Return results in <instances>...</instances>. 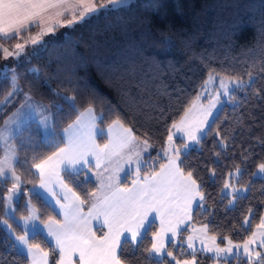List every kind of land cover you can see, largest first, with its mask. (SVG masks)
I'll list each match as a JSON object with an SVG mask.
<instances>
[{
    "label": "trees",
    "instance_id": "1",
    "mask_svg": "<svg viewBox=\"0 0 264 264\" xmlns=\"http://www.w3.org/2000/svg\"><path fill=\"white\" fill-rule=\"evenodd\" d=\"M42 41L26 55L10 59L13 69H0V101L11 89L12 71L20 89L0 110V126L26 95L50 112L52 133L48 137L42 136L35 123H29L11 141L17 157L14 171L22 182V192L38 183L32 164L50 155L54 144L63 145L61 131L83 111L82 104L92 106L100 129L120 119L139 140L148 141L151 148L142 166L147 171L165 161L153 163L164 148L172 122L188 109L209 75L242 80L251 77L233 94L232 104L221 106L200 142L182 156L205 194L191 213L190 225H204L220 245L226 240L242 242L250 236L264 214V177L252 178L256 166L264 162V0H137L125 7L99 11L71 28H56ZM16 42V37H0L1 44L12 46ZM64 96L76 97L75 111L62 99ZM102 141L100 136L98 143ZM148 160L151 164L146 163ZM235 168L241 170L237 184L247 186V192L230 204L229 197L220 191ZM62 175L79 193L95 190L83 172ZM129 180L131 176L121 183ZM10 186V180L0 179L3 196ZM25 197L44 219L50 215L60 219L44 199L27 195L15 200L14 216L26 213ZM248 214L245 227L242 221ZM0 219H9L4 214V201H0ZM155 231L153 223L139 245L129 243L118 250L123 264L214 261L201 251L186 250L182 242L188 227L177 235L176 245L170 241L163 256L155 258L148 251ZM16 232L22 234L23 230L18 226ZM29 239L49 251V264H55L58 256L53 244L40 232ZM220 263L264 264V255L258 261L233 257ZM0 264H29L3 226Z\"/></svg>",
    "mask_w": 264,
    "mask_h": 264
},
{
    "label": "snow or ice",
    "instance_id": "2",
    "mask_svg": "<svg viewBox=\"0 0 264 264\" xmlns=\"http://www.w3.org/2000/svg\"><path fill=\"white\" fill-rule=\"evenodd\" d=\"M71 0H0V34L8 37L10 35H20L24 30L32 26H39L41 28V37L54 33L55 26L52 21L55 17L63 15V12H56L52 15L54 9L65 7L69 5ZM78 7L83 10L79 15H73V18L64 23H60V27L71 28L75 24H79L102 9H107L109 6H128L132 0H108V3H101L97 5L95 0H75ZM42 39L38 40L32 38L31 44L37 46L42 44ZM15 52H10L8 49H3L4 58L8 59L19 58L25 49L24 44L17 43L15 45ZM34 51L32 55H35ZM35 71V70H33ZM233 83L237 87H243L247 83L243 80H235ZM223 88V95H229V88L227 84L221 82ZM13 91L9 94L8 100L16 96L20 89L16 84V77L12 79ZM62 99L68 104L69 108L75 111V96H64ZM216 103L219 102V95L215 98ZM7 103V101H6ZM216 103L210 105L215 108ZM0 107H3L0 105ZM59 108V105H56ZM83 111L76 114L75 120L68 124L64 129V135L67 140H62L64 144L60 147L59 144H54V151L50 155L40 158L38 162L32 164L39 173V184L34 185L26 192H22L20 177L15 175L14 164L11 163L6 156L3 161H0V178L8 180L9 178L16 181L12 183V187L7 189L8 196H3L0 193V201L11 202L14 197L20 195H27L34 197L37 200H42L48 197L54 201L52 208L57 211V215L63 219H56L53 216H48L47 219L31 206L29 203L26 206L27 215L22 216L20 221L23 223L24 230L22 234H17L16 228L19 226L15 222L11 213L6 212L9 219H0V226L14 238L16 242L23 245L27 249V255L32 257L34 249L42 252L44 264H47V257L49 251H44L39 243H32L29 239V224L34 230L37 223L42 224V231L46 230L47 236L51 237L58 250L59 258L56 259L55 264H123L122 258L118 255V250L124 245L131 243L132 245H139L142 239L147 235L148 229L155 220L160 221V231L153 232L150 253H155L157 256L165 248L161 234L165 231L175 234L176 229L184 222V219L191 218L193 202L199 198L200 201L205 199V194L202 191V184L198 183L193 170L186 168L182 156L181 148H173L171 143L177 133H183L186 137L187 143L182 145L183 149H188L191 143H199L198 134H206V128L210 130L208 115L203 119L193 121H186L187 109L185 114L180 116L178 121L174 120L171 124L167 135V147L162 148L163 157L159 154L153 160V163L161 159L166 160L159 165L157 171L154 167L145 171L142 168V153H146L151 148L148 141H143V150H137L139 137L134 134L130 127H125L120 119H116L108 127V143L103 145L96 142L97 136L105 135L102 131L97 129V120L99 117L93 113L91 105H81ZM39 110L42 120L40 123L47 127L50 116L46 114V110L30 96H25L24 103L21 109L17 111L6 122L4 131H0V140L5 142L8 151L14 152L10 146L7 145L9 136L6 132H10V125L16 124L19 128V120L23 118L27 120L25 112L35 114ZM119 126L114 133V127ZM78 132L73 135H68L70 130L77 128ZM87 130L86 132L84 130ZM171 129H176L173 133ZM113 134L115 140H113ZM219 135V133H217ZM118 156L120 160L116 163L114 169H111V174L103 176L99 171L94 172V175L103 176L107 183H101L97 191L88 193H79L73 186H71L68 178L62 173L68 171L70 173H78L87 170L85 173L87 179V172H93V168L99 170L103 167L104 173H109L110 169L105 165V161L111 163L113 157ZM15 155L12 160H16ZM149 159H152L149 157ZM125 163L131 166L136 164V169L129 172L134 176L131 181V187L126 183L120 182V173L125 172ZM259 173H264V162L257 166ZM239 168L237 172H239ZM143 172V174H142ZM256 173H253L255 175ZM215 175V173H213ZM231 179V174L229 176ZM229 184H224V189H228ZM59 189V191H57ZM102 189V190H101ZM180 205L179 212L176 206ZM87 206V211H85ZM7 208L8 205L6 204ZM252 209H249L251 213ZM177 217L175 225L166 218ZM9 220L13 222L10 223ZM93 221L103 222V226L107 231L102 236H97L93 230ZM167 223V228L165 227ZM258 227L264 228V216L260 217V224ZM255 233L253 237L243 242V251L247 256H252L249 246L254 243ZM227 239V238H225ZM215 241V237H213ZM230 245L227 248L217 247V252H232L233 247L239 248L240 245H232V241L228 240ZM261 247H264V237L261 240ZM191 247V245H189ZM207 251H213L208 248ZM167 255L172 257V252ZM261 252H256V257H262ZM77 257L78 259H73ZM174 258V257H173ZM32 264H36L35 259H32ZM180 264V261H177ZM184 264H192L191 261L185 260Z\"/></svg>",
    "mask_w": 264,
    "mask_h": 264
},
{
    "label": "rangeland",
    "instance_id": "3",
    "mask_svg": "<svg viewBox=\"0 0 264 264\" xmlns=\"http://www.w3.org/2000/svg\"><path fill=\"white\" fill-rule=\"evenodd\" d=\"M136 1L137 0H132V3L136 2ZM101 3L107 4L108 3V0H102V1H100V4ZM119 7H125V6H116V7H113V6L110 5L109 8L102 9V10L116 9V8H119ZM32 46L33 45L27 44L25 46V49H24V52H23L22 56L23 55H26L27 52L30 51V49L32 48ZM0 47H1V50H2V59H1V62H0V69H1V71L2 70L3 71L9 70L10 68L13 69L12 68V65L13 64L11 62H9V60L10 59H16L17 60L18 58H10L9 57L8 59H5L4 58V55L5 54L3 52V49H8V51L12 52V50L15 47V45H12V46L9 45L8 46L7 44H1L0 43ZM15 51H16V49H15ZM15 51H13V52H15ZM9 75H10V81H11V89L4 96V98L0 101V105H2L3 107L12 100V99L11 100H8V97H9V94L13 91V88H12V79H13V76H15V74L12 71V73H10ZM235 80H237V78H232V77L223 76V75H219V74H211V75H209L207 77L206 81L204 82V84L202 85L201 89L197 93L195 99L193 100V102L191 103V105L188 107L186 121H189L190 122V121L197 120V119H203V117L205 115H208L209 113H211V115H208V120H209V124H210L211 121H212V119L216 116V114L218 113V111L220 110L221 106L224 103H226V104H232L233 103V100L232 99H229L228 96H224L223 95V88L221 86V82H223L224 84H227V86L229 88V95H230V97H232L233 94L236 93V92H239L240 91V88H241V87H237L236 84L233 83V81H235ZM239 80H242V79H239ZM250 80H251V77H249L248 79L243 80V81H246L247 83H249ZM16 84L18 85L17 80H16ZM218 95H219L220 99H219V102L216 103V101H215L214 98L216 96H218ZM6 101H7V103H6ZM213 103H216L215 108H211L210 107V105L213 104ZM37 104H39V103H37ZM39 105H41L43 107V109L46 110V114H48L50 116V113H49L48 108L45 105H43V104H39ZM21 106H22V104L20 106L17 105L16 108L4 119V121L2 122V124L0 126V131H4L5 126H6V122L9 121V119L11 117H13V115L15 113H17V111L19 109H21ZM3 107H0V110ZM25 114L27 116V120H24L23 118H21L18 121L19 122V125H20L19 128H17L16 127V124L13 123L12 125H10V132H6L5 133L6 135H8L10 137L9 140L7 141V145L10 146L11 149H13V150H14V147H13V145L11 143L13 137L23 127H25L29 123H35L40 128V130L42 132L41 134H42L43 137H47V133L46 132H49V134L52 132L51 131V129H52V127H51V118L49 120V123H48L47 127H45L44 124L40 123V121L42 120V117L40 116L39 110H37V112L34 115L33 114H30V113H27V112H25ZM184 114H185V112L182 115H184ZM206 130H207V128H206ZM171 131L173 133H176V129H171ZM203 135H204V133H199L198 134L199 138H201ZM61 140H62V138H61ZM103 141H104V138H103ZM103 141L101 143H99V144L102 145ZM97 142H98V139H97ZM187 142L188 141H187L186 137L183 136V133H177L175 135L173 141L170 142V143H171V146L173 148H181L182 152L185 153L190 148H192L194 145H196V143H191L190 144V147L188 149H183L182 148V145L184 143H187ZM168 144H169V142H167V138H166L164 147H167ZM14 154H15V152L8 151V149H7L6 145H5V142H3L2 140H0V161H3L5 159V157L7 156L8 159H9V161L12 162V156ZM160 155H161V157H163V152L162 151H160ZM119 160H120V157L117 156V157H115V158L112 159L111 163L106 164V166L110 169V172L109 173H104L103 167L101 169H99V170L93 169V172H89V175H87V179H89V180L92 181V183L95 186L96 191H97V189L99 188V186L101 185L102 182L103 183H107V181L103 179V176H107V175L111 174V169H114L115 168L116 163ZM146 163L151 164V161L148 160V161H146ZM133 164H135V163H133ZM125 166H128V164L126 165V163H125ZM134 167H136V165H133V167H131V168H134ZM237 169L238 168L233 169L227 175V177L225 179L224 184L225 183H228L229 184V188L225 190L224 189V184H223V186L221 188V191H220V194L221 195L226 196V197H229L230 204L233 203L234 199L237 196L244 195L247 192V186L241 185V184H237V181H238V179L240 177V174H241V170L239 169L240 171L237 172ZM96 171H99L100 173H102L103 176L94 175L93 173L96 172ZM253 173H256V174L253 175ZM253 173H252V178H255V177H264V173H259L257 171V167H256V169L254 170ZM230 174H231V179L229 178ZM124 175H125L124 172L123 173H120V181L127 179V178L124 177ZM88 177H90V178H88ZM0 179L1 180H4L3 178H0ZM8 180L11 181V186L9 187V188H11L12 187V183H14L16 181H14V180H12L10 178ZM4 196L7 197L8 196V192H6V194ZM16 199H18V197H14V199L11 202L4 201V214L6 215V212L11 213V215L15 219V222H18L19 223V226L21 227V229L24 230L23 223H22V221H20V218L22 216H19V217L14 216V207H15V200ZM29 203L31 204V206L33 208H35L32 205V203L29 201L28 197H25V199H24V205L25 206L24 207L26 208V206ZM6 204L8 205L7 208L5 207ZM200 204H201V201L199 200L198 205H200ZM27 214L28 213L26 211V213L23 216H26ZM6 216H8V215H6ZM262 216H264V214ZM249 217H250V214L246 215V217L242 221V223H243V225L245 227H247L248 224H249ZM31 223L32 222H30V224H29V237L30 236H33L36 232H39L38 231V226L40 225V223H37V226H36V228L34 230L31 228ZM259 224H260V222H259ZM258 225L255 226L252 229V232H251L250 236L247 238V239L252 238L253 237V233H255L254 243L249 246L250 251L252 253V256H247L244 253V251H243V242L245 240H247V239H245L242 242H233L232 241V245H240L239 248L233 247V251L232 252H217L215 250L217 247H219V248H227V247L230 246L228 244V240H226V242L223 245L218 244L217 238L215 236H212V235L208 234L206 232V228H205L204 225H200V226H198L199 228L197 227V228H195L193 230V232H192V234L190 236V239H189L190 243L187 242V245H188V247H189V245H191V247H189V250H191V252H194V250L197 249L198 251H203V253L206 254V255H208V257H210L211 259H214V261L213 262H210L209 264H222V263H220V261L229 260V259H232L233 257H241V258H243L244 260H247V261H258V260L261 259V257H256L255 256V253L256 252H261L262 253V250H264V247H261L260 246L261 245L262 237H264V228L258 227ZM213 237H215V241L213 240ZM12 240L14 242V245H15L16 249L19 252H21L22 254L27 255V249H26V247L23 246V245H20L18 242H16L14 240V238H12ZM177 242H178V240L176 238H174L173 239V244L176 245ZM54 248L56 249L55 243H54ZM208 248H212L213 251H211V252L207 251ZM197 250H195V251H197ZM56 252H57V256H59L58 250Z\"/></svg>",
    "mask_w": 264,
    "mask_h": 264
},
{
    "label": "crops",
    "instance_id": "4",
    "mask_svg": "<svg viewBox=\"0 0 264 264\" xmlns=\"http://www.w3.org/2000/svg\"><path fill=\"white\" fill-rule=\"evenodd\" d=\"M100 1H102V0H95V3H96L97 5H99V4H100ZM82 10H83L82 8H80V7H78V6L76 5L75 0H71V2L69 3V5H67V6H65V7H60V8H57V9H54V10H53V12H52V15H53V16H55V13H56V12H63V15H62V16H59V17H55V19L52 21V24L55 26V29H56V28H60V26H59L60 23H64V22H66L67 20L72 19L74 14L78 16V15H79V12L82 11ZM100 11H101V10H100ZM96 14H97V13H96ZM40 33H41V28H40L39 26H32V27H30L29 29L24 30V31L22 32V34H20V35H10V36H8V37H5V36H3V34H0V37H2L3 39H10V38H12V37H16V38H17V42H16L14 45H16L17 43H20V44H24V45L26 46L27 44L32 45V44H31V40H32L33 37H35V38L38 39V40H40V39L43 40V38H44L45 36H47V35H44L43 37H41V36L39 35ZM50 34H52V33H50ZM50 34H48V35H50ZM13 51H15V47H14V49L12 50V52H13ZM2 71H3V70H2ZM23 103H24V100H23L20 104H18V106H20V105L23 104ZM49 113H50V112H49ZM93 113H94V112H93ZM94 114H95V113H94ZM95 115H96V114H95ZM97 116H98V115H97ZM98 117H99V116H98ZM97 121H98V120H97ZM71 123H72V122H71ZM110 124H112V123H110ZM110 124H109V125H110ZM109 125L106 126L104 129H100V128L98 127V124H97V129H99L100 131H102V132L105 134V135L102 136V137L104 138V141H103L102 145L105 144V143H108V142H109V141H108V136H107ZM67 126H68V125H67ZM67 126H66V127H67ZM66 127H65V128H66ZM65 128H64V129H65ZM79 128H80V126H77V128H73L72 130H70V132H69L68 135L76 134V133L78 132V129H79ZM118 128H119L118 125L114 127V133H115L116 130H118ZM39 129H40V128H39ZM64 129L61 131V138H62V140H65V141H66L68 137L64 135ZM51 131H52V129H51ZM84 131L86 132L87 130L85 129ZM40 132H41V130H40ZM41 133H42V132H41ZM46 133H47V137H48L52 132H51L50 134H49V132H46ZM98 137H100V136H97V138H96V142H97ZM113 140H115V135H114V134H113ZM97 143H98V142H97ZM137 144H138V148H137V150H141V151H142L143 148H144L143 141H142V140H139V141H137ZM63 146H64V144H63L61 147H63ZM147 154H148V152H146V153H142V161H143V163H142L141 166L144 165V163H145V156H146ZM14 155H15V154H14ZM15 156H16V155H15ZM115 157H117V156H115ZM115 157H113V158H115ZM14 162H15V160H12L11 163L14 164ZM108 163H109V162L105 161V165L108 164ZM164 163H166V160L164 161ZM126 165H127V163H126ZM133 165H136V164H132L131 166H129V165H128V166H125V172H124L125 175H124V177H125V178H128L129 176H131V180H129V181L126 183V184L129 185V187L132 186V185H131V181H132V179L134 178V176L129 172V167L131 168V167H133ZM93 169H95V168H93ZM135 169H136V167L131 168V172H134ZM156 170L158 171V170H159V167H158ZM86 171H87V170L81 171V172H83L84 176H85ZM33 172H34V173L36 174V176L38 177V183L36 184V185H38V184H39V173H38L34 168H33ZM65 172L70 173V172H68V171H65ZM62 174H63V173H62ZM87 175H89V172H87ZM85 178H86V176H85ZM88 178H90V177H88ZM122 181H123V180H122ZM122 181H120V182H122ZM57 191H59V189H57ZM94 191H96V189H95ZM43 199H44V200H45V201H46L51 207H52V205H54V201L50 200L48 197H44ZM198 203H199V198H197V200L193 202V208H192V211H193L194 208L198 205ZM176 208H177V212H179L180 205H177ZM84 210L87 211V208L84 209ZM57 211H58V210H56L55 212L57 213ZM191 213H192V212H191ZM59 218H60V219H63V217H60V216H59ZM166 219H167V220H170L171 223H172L173 225H175L177 217H169V218H166ZM190 219H191V218H190ZM190 219L186 217V218L184 219V222H183L182 224H180L179 227L176 229L175 234H173L172 232H168V231H165L164 233L161 234L162 239H163V242H164V244H165V247H166V245H167L170 241H173V239L176 238L177 235H178L183 229H185L186 227H188V231H187V233L185 234V236H184V241H183L182 243H183V245L185 246L186 250H188L189 252H191V250H189V247H188V245H187V242L190 243L189 239H190V236H191L193 230H194L195 228H197L198 226H200V225H190ZM154 223L156 224V231H155V232L160 231V228H161L160 221H159V220H155ZM165 227L167 228V223H166ZM198 228H199V227H198ZM41 229H42V224H40V225L38 226V231H39V232H40V233L46 238V240H48L51 244L54 245V241L52 240V238L47 236V232H46V230H43V231H42ZM93 230L96 232L97 236L99 237V236H102L103 233L107 231V228L103 226V222H102V221H100L99 223L96 222V221H93ZM151 244H152V242H151ZM195 250H197V249H195ZM195 250H194V251H195ZM56 251H57V250H56ZM164 251H165V248L161 251V254H160L159 256H157L155 253H151V254H152V256H154L155 258H160V257L163 255ZM197 251H198V250H197ZM201 252H203V251H201ZM24 255H25V254H24ZM25 256L28 258V260H29V264H32V259H33V258L35 259L36 264H44V259H45V258L43 257L42 252H41L40 250L34 249V250H33V253H32V257H29L28 255H25ZM58 258H59V256H58ZM73 259H78V258H77V257H73ZM184 261H185V260H181V261H180V264H184ZM188 261H191L192 264H196L193 260H188ZM47 264H49V256L47 257ZM176 264H177V263H176Z\"/></svg>",
    "mask_w": 264,
    "mask_h": 264
}]
</instances>
